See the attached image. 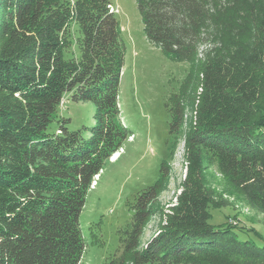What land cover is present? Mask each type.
<instances>
[{
	"label": "trees",
	"instance_id": "1",
	"mask_svg": "<svg viewBox=\"0 0 264 264\" xmlns=\"http://www.w3.org/2000/svg\"><path fill=\"white\" fill-rule=\"evenodd\" d=\"M134 1L145 37L190 65L167 104L169 132L181 128L187 98L193 121L186 173L159 230L140 246L163 178L137 194L102 264H264V242L234 231L255 229L210 223L209 208L230 202L204 180L216 165L264 217V0ZM110 3L0 0V264H78L84 253L87 192L130 136L119 117L124 44ZM64 95L93 103L88 137L58 117Z\"/></svg>",
	"mask_w": 264,
	"mask_h": 264
},
{
	"label": "rangeland",
	"instance_id": "2",
	"mask_svg": "<svg viewBox=\"0 0 264 264\" xmlns=\"http://www.w3.org/2000/svg\"><path fill=\"white\" fill-rule=\"evenodd\" d=\"M110 1V6L116 10L113 14L124 44L117 98L119 117L130 136L123 140L115 152L117 155L105 161L87 192L79 216L85 250L78 264H102L114 253L118 246L117 231L131 218V205L137 194L163 178L161 190L151 206L154 212L139 239L140 246L159 230L163 214L175 203L186 173L184 139L193 121V105L187 98L182 105L181 128L176 133L169 132L167 104L170 96L179 92L181 82L190 72L189 63L169 59L145 37L134 0ZM70 30L71 35L77 34L75 26ZM70 53H75V45L68 49ZM62 99L58 117L68 120L69 130L82 129L83 135L88 137V128L94 124L93 103L72 101L67 95ZM57 127L58 122L54 121L47 131L54 132ZM204 180L230 202L227 207L209 208L210 223L251 227L255 232L239 227L234 231L240 238L264 242L263 215L234 193L216 165L206 167Z\"/></svg>",
	"mask_w": 264,
	"mask_h": 264
},
{
	"label": "built area",
	"instance_id": "3",
	"mask_svg": "<svg viewBox=\"0 0 264 264\" xmlns=\"http://www.w3.org/2000/svg\"><path fill=\"white\" fill-rule=\"evenodd\" d=\"M109 12H112V13H115L116 12V10H114V8L113 7H111L110 5H109Z\"/></svg>",
	"mask_w": 264,
	"mask_h": 264
},
{
	"label": "bare ground",
	"instance_id": "4",
	"mask_svg": "<svg viewBox=\"0 0 264 264\" xmlns=\"http://www.w3.org/2000/svg\"><path fill=\"white\" fill-rule=\"evenodd\" d=\"M114 155V157L117 155L116 153L115 154H113ZM113 155H112V157H113Z\"/></svg>",
	"mask_w": 264,
	"mask_h": 264
},
{
	"label": "clouds",
	"instance_id": "5",
	"mask_svg": "<svg viewBox=\"0 0 264 264\" xmlns=\"http://www.w3.org/2000/svg\"><path fill=\"white\" fill-rule=\"evenodd\" d=\"M112 155H113V154H112ZM112 155H111V156H112Z\"/></svg>",
	"mask_w": 264,
	"mask_h": 264
}]
</instances>
